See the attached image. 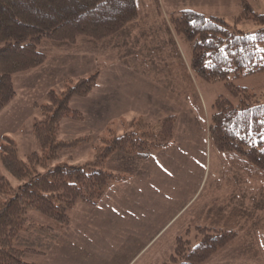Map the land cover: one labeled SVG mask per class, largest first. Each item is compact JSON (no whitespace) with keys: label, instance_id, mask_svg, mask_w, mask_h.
Here are the masks:
<instances>
[{"label":"rangeland","instance_id":"374dc122","mask_svg":"<svg viewBox=\"0 0 264 264\" xmlns=\"http://www.w3.org/2000/svg\"><path fill=\"white\" fill-rule=\"evenodd\" d=\"M152 1L158 10L163 7L161 14L174 32L171 19L176 12L191 10L205 16L220 17L233 26L242 10L241 0ZM138 2L141 12L147 13L145 0ZM250 2L256 14L264 15V0ZM238 28L254 36L260 26L246 22ZM165 30L170 31L158 24L157 32L162 39L160 47H164L156 53L161 56L160 60L155 59L152 52H143L141 48L144 46L132 43L134 35L106 46L105 41L121 31L101 42L80 38L76 48H73L74 44L45 39L38 51L53 59L49 66L14 77L17 96L0 113V148L4 143L3 137L9 138L16 143L20 159L24 161L32 153L40 152L33 128L42 119L41 107L48 104V93L54 91L60 95L68 84L95 74H98V80L92 93L71 102V109L81 113L84 120L64 119L60 125L61 141L81 142L72 151L63 153L56 164L85 165L94 161L102 138L108 137L110 131L120 134L122 124L133 119L142 117L156 124L167 117L177 118L171 147L155 151L147 160L117 155L108 160L106 171L120 175L121 179L113 184L98 207L79 204L72 213V223L61 232L46 256L30 257L29 263L164 264L174 253L179 237L188 238L191 245L196 246L201 240L197 229L208 228L234 232L236 237L204 264H264V177L253 176L246 172L242 160L217 151L208 135L215 102L219 97L234 98L225 84L207 83L199 78L191 68L189 44L176 32V40L169 34L170 40ZM173 40L178 61L167 46L169 42L174 44ZM68 49L79 56L74 58L75 64L73 59L60 56V52ZM88 52L98 54L96 71L87 77H71L57 83L56 77L63 73L80 75L82 67L88 66L82 64L80 57L85 55L84 59H91L92 53ZM102 54H107L106 60ZM78 61L80 67H76ZM105 72L113 73L120 80L131 81L126 84L130 92L118 101V104H123L124 111L135 109L144 92V83L134 74L154 81V85L148 86L158 104L162 101L179 103L166 95L168 89L177 96L186 97L185 102L190 109L179 105L171 116L164 112L142 116L116 114L121 107H113L107 112L104 98L96 92ZM26 81L29 82L28 89L24 87ZM233 83L257 98L264 97V74L242 77ZM97 104L99 109H96ZM140 191H152L156 194L155 199ZM237 211L240 212L238 218L235 217ZM227 216L231 218L227 219ZM32 218L37 225L51 223L38 213H34Z\"/></svg>","mask_w":264,"mask_h":264},{"label":"trees","instance_id":"16d2710c","mask_svg":"<svg viewBox=\"0 0 264 264\" xmlns=\"http://www.w3.org/2000/svg\"><path fill=\"white\" fill-rule=\"evenodd\" d=\"M251 0L231 26L225 19L191 10L173 15L175 32L189 44L191 68L207 83H223L233 100L219 97L210 118L209 140L226 156L242 160L246 172L264 177V97L257 98L233 81L264 74V15ZM138 18L137 0H0V113L16 98L14 77L38 69L46 55L38 51L43 40L75 44L80 38L106 40ZM260 26L254 36L239 30L242 23ZM98 74L68 84L60 95L48 93L42 119L34 125L40 152L21 160L17 145L3 137L0 148V264H34L45 257L72 223L79 204L96 208L121 179L106 171L114 155L148 159L174 143L176 117L153 124L144 118L122 124V132L102 138L94 161L85 165L56 164L81 140H60L61 122L84 116L71 109L74 98L88 97ZM38 213L51 223L37 225ZM196 246L188 238L176 240L174 253L164 264H204L236 237L234 232L197 229ZM187 234V233H186Z\"/></svg>","mask_w":264,"mask_h":264},{"label":"crops","instance_id":"0c3cea01","mask_svg":"<svg viewBox=\"0 0 264 264\" xmlns=\"http://www.w3.org/2000/svg\"><path fill=\"white\" fill-rule=\"evenodd\" d=\"M137 4H138V18L136 19V21H134L133 23L128 25L118 35L112 37L109 40H106L105 41L106 46H112L114 43H117L119 41L123 42V40L126 38V36H130V35L133 36L134 35V39L132 40V43L140 44V45L144 46L143 48H141V50L143 52H146V53L152 52V53H154L155 59L160 60L161 56H158L156 53L159 52V49H160V51L164 50V47L163 46L160 47L162 45V39L159 36V33L157 32L158 24H162L164 27H166L170 30V31H168V30L164 31V32H168L167 37L170 38L169 34H172V36L176 40V33L174 31H172V29L168 25L167 20L165 18H163V16H162L161 13H162L163 7H161V9L158 10V8L155 4V1L153 3L152 0H145V8L147 9V13H145V14H143L141 12L138 0H137ZM160 34H164V33H160ZM170 40H171V38H170ZM79 42H81L80 39L76 42V44L73 45V48H76L80 44ZM173 43L175 44L174 40H173ZM41 44H40V46H41ZM174 44H172V42H169V43H167V46H168V48H170L173 51V53L175 55L173 58L175 59V61H178V53L176 52L177 46H176V44L174 46ZM90 53H92L91 59H88V60L84 59L85 55L80 57V59L83 60L82 61L83 65L88 64V66L85 69L82 67L83 71H79L81 73L80 75L68 76V75H65V73H63L62 75H59L58 77H56L57 83L65 81L67 78L87 77V76H90L91 74H93L96 71V66H97L96 61H97L98 54L94 53V52H88V54H90ZM44 55H46V54H44ZM60 56L63 59H70V60L73 59L74 64L76 61L74 58L79 57V56H75L74 51H70V49H68L67 51H64V52H60ZM101 56H104L103 57L104 60L107 59V54H102ZM46 57H47L46 63L43 66H41L39 69H41L45 66L48 67L49 64L51 63V61L53 60V59L50 60L49 56H46ZM172 61H174V60H172ZM80 65L81 64L79 62L76 67H80ZM169 65H172V63L170 62ZM106 67H110V66H106ZM39 69H36L34 71H31V72H36ZM106 73L107 72H105V77L102 74V76L99 80L98 86L96 88V92H100V94L104 98L105 110L107 112L109 110H111L113 107H121L120 110L115 112L116 114L125 115V114L129 113L130 115L133 114L135 116H142L146 113L158 114L160 112H164L168 116H171L174 113L173 110L177 106L181 105L182 107H185V106L187 107V104L185 102L186 97L177 96L174 93H171L168 89H166V91L169 93H166V95L169 98H171L170 96L174 97L175 99H173V98H171V99H173L179 103L162 101L161 104H158V101H156V97H155L154 93L152 92L151 89H149V86H148L149 84L154 85V81L150 82V81L144 79L143 77H141L140 75L137 76V74H134L135 77H139L142 80V82L144 83V89H143L144 92H143L142 96L139 98L140 100H137L139 105H136L135 109L129 108L126 111H124V109L122 108L123 104H121V103L118 104V101L120 98H123L124 96L126 97V94L128 92H130L129 89H127L128 87L126 86V84H129L131 81H129V79L120 80V79L116 78L113 75V73L112 74H106ZM32 77H27V78L32 79ZM28 83L29 82L26 81V84L24 85V87H26V89H28L30 87L28 85ZM147 92H150L152 94V96L149 95ZM187 108H188V110L190 109V107H187ZM96 109H99V104L96 105ZM140 192H143L142 193L143 195L148 194L149 196H152L153 199H155L156 194L153 193L152 191H140ZM142 203L146 204L144 201ZM146 205H148V204H146ZM235 217L236 218L240 217L239 211H237V214L235 215ZM230 218H231L230 216H227V219H230ZM143 252H144V250L141 251V253H143Z\"/></svg>","mask_w":264,"mask_h":264}]
</instances>
